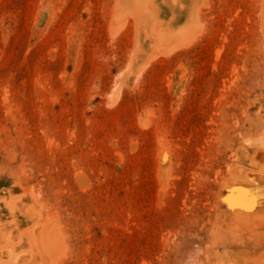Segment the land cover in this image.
Listing matches in <instances>:
<instances>
[{
	"label": "rangeland",
	"instance_id": "rangeland-1",
	"mask_svg": "<svg viewBox=\"0 0 264 264\" xmlns=\"http://www.w3.org/2000/svg\"><path fill=\"white\" fill-rule=\"evenodd\" d=\"M263 159L264 0H0V264H264Z\"/></svg>",
	"mask_w": 264,
	"mask_h": 264
},
{
	"label": "bare ground",
	"instance_id": "bare-ground-1",
	"mask_svg": "<svg viewBox=\"0 0 264 264\" xmlns=\"http://www.w3.org/2000/svg\"><path fill=\"white\" fill-rule=\"evenodd\" d=\"M139 77V76H138ZM137 80V79H136ZM261 158V157H260ZM261 160H262V158H261ZM264 160V159H263ZM263 184L264 183H262V186H263ZM254 189V188H253ZM263 189H264V187H263ZM258 190H259V188H258ZM255 193V195L257 196L258 195V197L260 196V193L259 194H257L258 192L256 191V192H254ZM252 194H253V192H252ZM254 194H253V196H254V198L256 197ZM262 195H263V192H262ZM250 196V195H249ZM258 197H256L257 198V200L256 201H254L253 200V204H254V202H256L255 204H257V202H260V200H261V198L260 199H258ZM263 197V196H262ZM241 198H242V196H241ZM245 198H246V196H245ZM244 198V199H245ZM244 199H243V201H244ZM248 199H249V197H248ZM263 199V198H262ZM246 200V199H245ZM259 200V201H258ZM245 202V201H244ZM254 204V205H255ZM47 230V229H46ZM49 232V231H48ZM50 234H52V233H50ZM49 234V235H50ZM53 236V235H52ZM51 239H53V238H51ZM30 241H31V243L33 244V249H35V247H36V244H35V236L34 235H32V236H30ZM54 241V240H53ZM53 245H54V242H53ZM42 246H43V249H46L47 251H49L50 250V248H51V241H50V238H48V235L44 232V233H42ZM54 250V249H53ZM43 251L44 250H42V252H39L36 256L35 255H33V264H37V262H39L40 260H41V257H43V255H41V253H43ZM1 253H2V250L0 249V255H1ZM53 253V252H52ZM49 254H51V251L49 252ZM48 254V255H49ZM52 256V255H51ZM18 259V257H14L13 258V261H16Z\"/></svg>",
	"mask_w": 264,
	"mask_h": 264
}]
</instances>
